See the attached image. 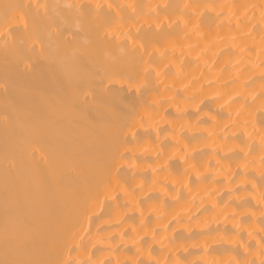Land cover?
<instances>
[{
	"label": "bare ground",
	"instance_id": "6f19581e",
	"mask_svg": "<svg viewBox=\"0 0 264 264\" xmlns=\"http://www.w3.org/2000/svg\"><path fill=\"white\" fill-rule=\"evenodd\" d=\"M0 264H264V0H0Z\"/></svg>",
	"mask_w": 264,
	"mask_h": 264
}]
</instances>
